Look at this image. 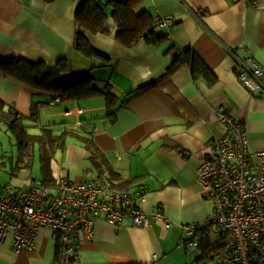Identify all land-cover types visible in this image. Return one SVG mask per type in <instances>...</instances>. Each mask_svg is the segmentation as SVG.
I'll use <instances>...</instances> for the list:
<instances>
[{"label": "crops", "instance_id": "0c3cea01", "mask_svg": "<svg viewBox=\"0 0 264 264\" xmlns=\"http://www.w3.org/2000/svg\"><path fill=\"white\" fill-rule=\"evenodd\" d=\"M79 2L0 0L1 60L23 58L50 67L63 60L68 68L60 73L61 81L90 77L99 91L84 98L61 96L50 105L58 92L40 90L0 70V99L7 107L29 115L37 103L30 132L69 131L64 149L51 160L52 178H101L110 184L118 174L138 179L147 191L136 203L149 213L147 225H135L128 216L116 224L93 216V236L78 247L73 264H200L203 246L182 241L180 225H204L212 217V201L196 171L211 143L225 132L217 109L231 105L246 129L249 149L264 150V90L250 93L235 67V56L253 57L264 70V0H142L139 9L153 21L174 17L172 37L159 30L155 34L163 36L160 40L141 37L125 46L108 15L107 32L84 31L105 57L75 46ZM186 51L204 66L196 75L183 59ZM106 87L111 102L103 93ZM83 137L93 141L102 165ZM33 168H38L36 177L11 173L5 183L24 186L41 180L38 157ZM205 230L212 254L231 242L210 225L200 228L198 237ZM59 249L54 231L42 227L35 250L14 257L0 252V264H57Z\"/></svg>", "mask_w": 264, "mask_h": 264}, {"label": "built area", "instance_id": "2783aa9c", "mask_svg": "<svg viewBox=\"0 0 264 264\" xmlns=\"http://www.w3.org/2000/svg\"><path fill=\"white\" fill-rule=\"evenodd\" d=\"M175 23L170 15L160 17L153 29L170 39ZM235 67L250 93L264 90V70L253 57L235 56ZM61 100L58 94L48 104ZM233 109L229 104L217 109L225 132L211 143L196 171L212 201V217L204 225H180L182 241L193 246H199L196 234L206 225L230 236L225 251L211 253L200 264H264V150L249 149L246 129ZM146 192L143 186L115 189L101 178L77 181L67 175L54 178L51 186L41 180L0 184V252L14 257L35 250L39 229L48 227L60 242L57 264H73L78 247L93 236V216L114 224L128 216L135 225H147L149 213L136 205Z\"/></svg>", "mask_w": 264, "mask_h": 264}, {"label": "trees", "instance_id": "16d2710c", "mask_svg": "<svg viewBox=\"0 0 264 264\" xmlns=\"http://www.w3.org/2000/svg\"><path fill=\"white\" fill-rule=\"evenodd\" d=\"M50 1V0H45ZM142 0H106L103 4L101 0H80L76 10L77 30L75 37V46L86 54H99L101 52L94 49L84 35V31L88 30L92 33L107 32L105 28L108 15H111L117 25L116 38L125 46H131L139 38H145L148 41H156L163 38L162 35H156L153 29L154 21L149 13L140 10L139 5ZM110 6V9L108 8ZM184 61L190 64L192 72L196 75L204 67L201 60L189 51L184 52ZM68 64L59 61L55 67L47 66L42 61L30 62L23 58H14L12 60L0 59V70L6 74L13 76L31 86L48 92H58L64 98H84L96 94L97 89L94 87L93 79L90 77L76 78L72 81H61L59 75L67 70ZM108 102H111V92L106 87L103 92ZM108 114L112 115L113 110L108 109ZM37 103H33L30 114L23 115L11 108L7 107L4 100L0 99V124H5L15 138L18 147V156L16 161H12V172L18 173L20 170L32 169L36 157L40 163L41 181L43 184L51 186L53 178L50 171V163L55 152L64 149L69 131L57 132L52 128H43L40 132L34 133L28 130L29 124H33L37 120ZM86 148L95 156L97 164L102 165L103 161L97 159L95 151L97 148L93 145V141L87 137H83ZM5 157V156H0ZM6 162L0 158V168ZM104 181V180H103ZM105 182V181H104ZM106 183V182H105ZM111 188L115 189H132L142 186L138 183V179L122 178L120 175H114L110 178ZM220 235L227 237L228 233L224 231L218 232ZM196 237L203 246L205 257L211 256L209 230L202 231V235ZM222 251L226 250V246H222Z\"/></svg>", "mask_w": 264, "mask_h": 264}, {"label": "rangeland", "instance_id": "374dc122", "mask_svg": "<svg viewBox=\"0 0 264 264\" xmlns=\"http://www.w3.org/2000/svg\"><path fill=\"white\" fill-rule=\"evenodd\" d=\"M0 157L6 164L0 168V183L7 182L11 177L12 161L15 162L18 156V147L15 138L9 132L5 124H0ZM37 169H24L18 171L20 178L36 177L38 175Z\"/></svg>", "mask_w": 264, "mask_h": 264}]
</instances>
